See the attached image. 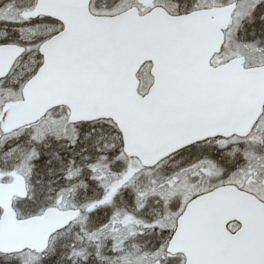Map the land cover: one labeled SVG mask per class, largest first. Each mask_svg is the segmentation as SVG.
Here are the masks:
<instances>
[{
  "label": "snow or ice",
  "instance_id": "6c2138e0",
  "mask_svg": "<svg viewBox=\"0 0 264 264\" xmlns=\"http://www.w3.org/2000/svg\"><path fill=\"white\" fill-rule=\"evenodd\" d=\"M0 264H264V0H0Z\"/></svg>",
  "mask_w": 264,
  "mask_h": 264
}]
</instances>
